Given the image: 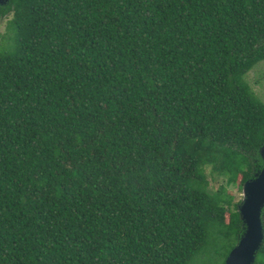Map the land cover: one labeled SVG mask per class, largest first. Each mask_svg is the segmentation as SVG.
Returning <instances> with one entry per match:
<instances>
[{"label": "trees", "instance_id": "trees-1", "mask_svg": "<svg viewBox=\"0 0 264 264\" xmlns=\"http://www.w3.org/2000/svg\"><path fill=\"white\" fill-rule=\"evenodd\" d=\"M6 18L0 264H224L245 230L230 187L264 166V0H9Z\"/></svg>", "mask_w": 264, "mask_h": 264}, {"label": "water", "instance_id": "water-1", "mask_svg": "<svg viewBox=\"0 0 264 264\" xmlns=\"http://www.w3.org/2000/svg\"><path fill=\"white\" fill-rule=\"evenodd\" d=\"M9 0H0L5 4ZM264 160V142L260 149ZM244 198L239 210L245 230L238 244L230 251L224 264H254L256 255L264 241L262 211L264 208V166L255 178L243 185Z\"/></svg>", "mask_w": 264, "mask_h": 264}, {"label": "rangeland", "instance_id": "rangeland-1", "mask_svg": "<svg viewBox=\"0 0 264 264\" xmlns=\"http://www.w3.org/2000/svg\"><path fill=\"white\" fill-rule=\"evenodd\" d=\"M6 22L7 18L2 21L0 24V40L1 34H3L6 30ZM247 79L250 82L252 88L257 92V94L264 100V61L258 63L254 68L248 73ZM223 179H219L218 181H212L213 186H217L221 183ZM231 191L235 195V199L237 201H242L244 198L243 189H238L237 186H231Z\"/></svg>", "mask_w": 264, "mask_h": 264}]
</instances>
